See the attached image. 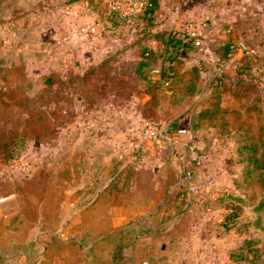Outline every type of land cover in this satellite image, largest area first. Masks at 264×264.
Instances as JSON below:
<instances>
[{
	"label": "rangeland",
	"instance_id": "rangeland-1",
	"mask_svg": "<svg viewBox=\"0 0 264 264\" xmlns=\"http://www.w3.org/2000/svg\"><path fill=\"white\" fill-rule=\"evenodd\" d=\"M110 10L105 0H0V264H173L181 251L189 255L178 264H264V176L237 159L233 139L235 122L242 131L264 128V110L190 125L211 77L233 92V63L247 53L236 46L215 59L202 35L193 49H177ZM147 45L158 56L143 82L136 66ZM194 66L195 94L177 110L161 107L171 96L166 80L182 88ZM174 68L178 78H167ZM243 89L246 100L225 90L221 105L244 112L251 91ZM145 120L159 126L163 147H148ZM181 126L186 140L172 137ZM13 133L23 143L9 157L1 141ZM199 138L234 143L215 167L230 179L219 188L193 175L187 194L177 163L184 151L173 156V144ZM173 226L187 245L167 241ZM213 240L219 247L207 249Z\"/></svg>",
	"mask_w": 264,
	"mask_h": 264
},
{
	"label": "crops",
	"instance_id": "crops-1",
	"mask_svg": "<svg viewBox=\"0 0 264 264\" xmlns=\"http://www.w3.org/2000/svg\"><path fill=\"white\" fill-rule=\"evenodd\" d=\"M156 20L157 23L153 27V31L163 29L178 31L184 29L188 23H194L199 35L209 40H230L233 50L237 49L236 46L239 47L241 43L254 48V53L249 54L251 59L245 57L243 62L233 63L232 68L235 75H239V78L236 76H230L229 78L237 79L240 83L237 84L236 88L233 85V92L228 89L223 95H229L236 103L239 99L241 101L242 99L246 100V96L249 95V92L244 94L243 87L246 85L248 90L251 91V96L249 97H252V94L259 90L264 99V0H159ZM208 49L212 55H217L216 52L210 48ZM215 57V59L218 58L217 56ZM234 68H239V73ZM244 68H246L245 71L249 68L248 75H243L242 70ZM256 76L257 79L255 78ZM176 136L186 140V130L181 126L172 135V137ZM166 140L167 138L163 136L161 141L152 144L147 142V145L149 148L163 147L162 142H167ZM233 144L218 145V143L212 142L211 138H199L195 143H189L182 148L175 141L173 144L175 150L173 156H175V153L184 151V157L179 156L178 159L177 157L172 159L179 160L177 163L179 162V165L185 166V170L191 171L202 185L209 186L212 184V186L216 185L220 188V186H227L230 178L226 176L225 170L215 174V167L217 162L221 164L226 162V153ZM189 147L194 149H189ZM219 150L221 153L217 156ZM172 229H175L176 232H173V234L169 233L167 241L169 243L172 242L176 246H178L176 242H179L181 246L187 245V242L183 241V234H179L181 230H176L178 229L177 226H173ZM216 241L219 240L206 242L205 245L206 247L211 246L216 250L220 245ZM175 245L173 252L176 248ZM207 249L209 248L207 247ZM173 254L181 257L175 258L173 264L186 262V259H188L187 255H189V253L184 252L182 256V251L181 254Z\"/></svg>",
	"mask_w": 264,
	"mask_h": 264
},
{
	"label": "trees",
	"instance_id": "trees-1",
	"mask_svg": "<svg viewBox=\"0 0 264 264\" xmlns=\"http://www.w3.org/2000/svg\"><path fill=\"white\" fill-rule=\"evenodd\" d=\"M159 7V0H146L142 8L134 14L130 15H121L116 10H110V16H113L115 19H132L134 18L137 23L141 27V31L145 32L149 35H152L155 39L159 40V42L163 44H170L172 47L177 49H184L190 50L193 49L195 46V38L188 37L186 35L177 34V31L173 30H158L153 31V27L156 25V10ZM205 46L210 48L214 52H216L218 59H223L231 54L232 42L230 40H207ZM158 54L157 51L152 48L151 46H144L140 51V59L138 60L136 71L140 75L141 80L144 82L152 81L150 79V75L147 73L149 69H153L151 65L154 64V60L157 58ZM246 58H250L249 54H245ZM251 59V58H250ZM172 68V67H171ZM175 69V68H174ZM193 75L188 78L185 85L182 88H179L175 83V81L166 80V85L170 90L171 96L168 98H164L161 102V107L164 106L170 110H177L178 107L181 106L184 99L190 95L195 94L198 90V84L201 81L200 77V68L194 66L191 68ZM249 71V68L247 72ZM179 73L175 69L173 73L170 74L169 77L178 78ZM166 78V77H165ZM257 79V76L255 77ZM212 85L210 87V93L206 98L205 105L202 106L200 109L193 112L190 116V125L193 129H198L205 121H213L216 118H222L227 113H235L237 118L247 115H251L252 111H254L253 115H256L257 112H260L261 104H259V99L261 96V92L259 90L256 91V95L252 96L249 100L250 102L247 103L245 106L244 112L241 110L228 109L225 106L221 105L222 94L225 90H230V86L227 84L225 80L221 78V76L215 75L212 76L211 79ZM240 82H237L239 84ZM246 86V85H245ZM248 87V86H246ZM163 104V105H162ZM264 113V111H263ZM240 122H235L234 126V133L233 139L236 142V155L238 160L246 161L247 165L250 164L254 166V168H258V171H261V175L264 176V128L261 124H257L256 128L253 132L249 130L242 131V126ZM263 125V124H262ZM172 126L174 129H177L176 122L173 121ZM241 127V128H240ZM13 137H19L17 133H13L6 138H4L1 143L3 147L6 148L7 152L9 153V157L13 155H17V151H19L22 147L21 139H14ZM12 140V141H11ZM16 146V148H15ZM245 163V164H246ZM244 164V165H245ZM261 204L264 205V198L261 200ZM250 244V242H249ZM242 244H240L234 253L237 254L240 249H242ZM233 253V254H234ZM232 254V255H233Z\"/></svg>",
	"mask_w": 264,
	"mask_h": 264
},
{
	"label": "built area",
	"instance_id": "built-area-1",
	"mask_svg": "<svg viewBox=\"0 0 264 264\" xmlns=\"http://www.w3.org/2000/svg\"><path fill=\"white\" fill-rule=\"evenodd\" d=\"M109 7H111L113 10L118 11L121 15H130L137 13L146 0H105ZM177 34L186 35L188 37H194L195 44H199V31L194 23H188L184 29L178 30ZM241 48L245 51L247 54H253L254 48L246 45L245 43L240 44ZM142 136L143 138L149 142H159L163 138V134L161 129L157 124L152 122L151 120H145L142 126ZM193 177V173L189 170H185L184 175L182 176V179L185 180V182L189 183L186 185L187 187V194H190L194 189H196V186L191 182L190 180Z\"/></svg>",
	"mask_w": 264,
	"mask_h": 264
}]
</instances>
